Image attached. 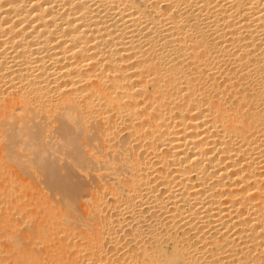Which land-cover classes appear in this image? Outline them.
<instances>
[{
  "label": "bare ground",
  "instance_id": "obj_1",
  "mask_svg": "<svg viewBox=\"0 0 264 264\" xmlns=\"http://www.w3.org/2000/svg\"><path fill=\"white\" fill-rule=\"evenodd\" d=\"M0 179V264H264V0H0Z\"/></svg>",
  "mask_w": 264,
  "mask_h": 264
},
{
  "label": "rangeland",
  "instance_id": "obj_2",
  "mask_svg": "<svg viewBox=\"0 0 264 264\" xmlns=\"http://www.w3.org/2000/svg\"><path fill=\"white\" fill-rule=\"evenodd\" d=\"M52 159H53V158H52ZM74 171H75V170H74ZM74 171H72L73 173L70 172L71 175H69V177H70V181H71V178H73V181H74V183H75L74 186L77 185V187H78L79 189H80L81 187H83V188H85V187L89 188L90 183H93V182H91V181H92V178H91V176H90L91 174H89V176L86 177V176H84L81 172L78 173L77 170H76L75 172H74ZM70 173H69V174H70ZM3 176H4V175H3ZM83 177H84V178H83ZM30 178H31V177H29V180H30ZM27 179H28V178H27ZM0 180H1V179H0ZM32 180H33V179L31 178V180H30L29 182L34 183V180H33V181H32ZM42 180H43V179H42V177H41V179H40V176H39V179L36 180L35 185H37V186H36L37 190H39L38 187L41 186L40 190H42V192L45 193L46 196L48 195L47 197L51 199V200H50V201H51V204H56V205H58V204L60 203V200H59V198H58L59 196L56 198V195H57V194H55V193H57V192H55V193L53 194V193H51L50 191H48V188H46V185H43V184H42V183H43V182H41ZM87 180H88V181H87ZM89 180H90V182H89ZM39 183H40L41 185H40ZM71 184H72V182H71ZM91 185H92V184H91ZM42 186H43V187H42ZM91 188H92V187H91ZM91 188H90V189H91ZM43 189H44V190H43ZM49 190H50V189H49ZM48 192H49V194H48ZM52 194H53L54 196H53ZM46 196H45V197H46ZM52 196H53L54 198H53ZM23 197H24L23 200L26 199V200L24 201L25 203H28L27 201H29V202L31 203L32 199H28V200H27L26 196H23ZM21 200H22V199H21ZM23 200H22V201H23ZM50 201H49V202H50ZM52 202H53V203H52ZM0 203H2V202H0ZM4 203H5V202H4ZM4 203H3V204H4ZM30 203H29L30 206L28 205V208H27V205H26L25 208H26L27 211L32 212V210H34V209H33L32 205H31ZM3 204H0V210H2L3 208H5V206L7 207V205H9V204L7 203V204H4V206H2ZM1 207H2V208H1ZM77 208H78V206H77ZM15 216H17V214H14L13 217H15ZM18 217H19V216H18ZM18 217H17V218H18ZM27 217H28V216H27ZM17 218H16V219H17ZM25 218H26V217H25ZM25 218H23V221H21V222H23L22 224H24V226H23V225L21 224V222H20V225H18V227H17L19 233H21V234H23L24 231L27 230V228H28V226H29L30 224L32 225V222H31L28 218H26V219H25ZM24 220H29V221H27L26 224H25V221H24ZM25 225H26L27 227H26ZM19 226H21V227H19ZM24 227H25V228H24ZM19 228H20V229H19ZM22 228H23V229H22ZM25 232H26V231H25ZM3 239H4V238H1V237H0V247H1V246L3 245V243H4ZM27 239H28V238H26V240H25V238H24V242H26V246L30 247V244H31V248H32V247H33V248H37V247H35L36 245L34 246V244L32 243V242L34 241L33 239H31V238L28 239L29 242L27 241ZM32 240H33V241H32ZM1 242H2V243H1ZM29 243H30V244H29ZM28 244H29V245H28ZM32 245H33V246H32ZM38 247H39V246H38Z\"/></svg>",
  "mask_w": 264,
  "mask_h": 264
}]
</instances>
